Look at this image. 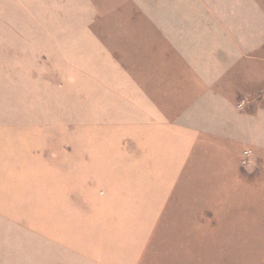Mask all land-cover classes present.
<instances>
[{"label":"rangeland","instance_id":"374dc122","mask_svg":"<svg viewBox=\"0 0 264 264\" xmlns=\"http://www.w3.org/2000/svg\"><path fill=\"white\" fill-rule=\"evenodd\" d=\"M203 1L243 6L260 38L219 89L254 64L262 88L264 0ZM134 6L0 0V264H264V153L182 134L162 152L140 121L156 30Z\"/></svg>","mask_w":264,"mask_h":264},{"label":"crops","instance_id":"0c3cea01","mask_svg":"<svg viewBox=\"0 0 264 264\" xmlns=\"http://www.w3.org/2000/svg\"><path fill=\"white\" fill-rule=\"evenodd\" d=\"M133 3L139 24L155 26L156 30L149 49L148 42L140 43L144 47L139 49L141 63L150 64L149 69L144 67L140 71L152 74L151 80L140 83V121L149 115V121L159 124H155L153 136L164 144L162 152L174 154L175 139L182 134L205 137L204 144L214 148L225 146V150L234 148L236 152L245 149L264 153V93L260 96L264 86L261 88L258 82L259 66L240 69L245 73V82L239 77L240 83H236L241 87L237 88V95L250 96L239 101L248 105L245 109L238 107L236 93L228 88L230 84L223 85L224 91L219 89L222 79L228 78L231 74H226L236 65L248 60L254 63L253 58L259 56L257 46L247 48L243 44L260 42L259 35L248 31V23H256L244 18L243 6L203 0ZM179 104L186 106L185 118H178L177 124L162 123L175 119L173 114ZM142 127L147 128L146 124ZM221 169L225 170V166Z\"/></svg>","mask_w":264,"mask_h":264},{"label":"clouds","instance_id":"9594fccd","mask_svg":"<svg viewBox=\"0 0 264 264\" xmlns=\"http://www.w3.org/2000/svg\"><path fill=\"white\" fill-rule=\"evenodd\" d=\"M245 154H247V153H245Z\"/></svg>","mask_w":264,"mask_h":264}]
</instances>
